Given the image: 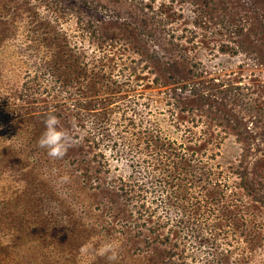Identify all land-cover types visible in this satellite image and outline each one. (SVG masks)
Listing matches in <instances>:
<instances>
[{
	"label": "rangeland",
	"instance_id": "obj_1",
	"mask_svg": "<svg viewBox=\"0 0 264 264\" xmlns=\"http://www.w3.org/2000/svg\"><path fill=\"white\" fill-rule=\"evenodd\" d=\"M256 2L0 0V264L163 262L156 252H152L153 248H147L149 241L144 238L133 239L132 245L138 244L134 255L128 254L132 252H127L125 243L111 240L113 227L117 228L114 231L117 236L123 221H132L137 216L133 214L135 201L131 202L133 210L130 207L114 211L106 207L108 197L103 186L108 183L106 166L110 167L107 163L109 153L107 157L96 153L99 150L106 152L107 147L114 145L113 138L109 136L110 125L99 124L96 116L86 112L77 110L69 114L68 122L74 129L67 144L79 143L84 153H90L88 156L94 161L92 175L60 173L52 166L54 162L42 157L45 150L37 146L41 125L39 119H34L41 107L42 92L37 90L33 93L34 105L32 95H25L23 85L28 74L43 70L51 57L48 53L54 51H66L67 56H73L77 62L67 74L66 89L69 93L77 92L82 98L87 97V93L94 94L99 100L102 92L112 88L115 91L129 90L131 98L138 99V93L131 91H140L145 86L147 96L151 97L146 105L162 125L174 126L171 133L177 129L172 121L179 112L168 104L163 93L158 92L163 81L153 83V79L158 78L157 73H147L141 83L143 74L140 71L146 65L138 60L141 54L157 52L166 66H169L168 61L177 60L186 83L192 81L195 72L191 70L195 69L196 63H217L215 69L220 72L222 68L226 69L243 87L241 94L245 100L238 99L231 104L232 97L228 96L227 103L231 111H238L240 120L246 121L249 131L242 137V143L236 137L227 141L220 160L224 166L237 169L243 153L247 158L249 180L257 187H264V119L261 120L258 114L259 109L264 108V31L260 18L264 13V0ZM95 3L99 4L98 9ZM73 6L74 12L71 11ZM88 31H100L106 43L109 41L107 46L112 45L122 51L128 49L127 54L130 55L129 59L118 58L115 63L107 57L100 59L106 63L100 69L102 80L94 78L90 83L86 77H92V74L87 72L88 63L83 62L89 59H84L79 53L81 46H91L82 37ZM231 31L245 37L243 44L252 47L251 54H233L236 50L230 40ZM224 45L229 46L230 56L223 55ZM133 59L138 62L134 63ZM148 66V71L154 68L152 64ZM250 96H255L257 101H249V105ZM118 101L109 122L118 117L123 130L133 128L135 121L130 116L124 117L129 100L120 98ZM156 105L162 109V115ZM249 107L255 111L247 112ZM78 113L85 119V125L80 122ZM182 117V125L192 124L188 114ZM12 127L19 132H12ZM182 129L184 131L185 127ZM137 133L140 134L139 131L133 132V139ZM32 135L36 137L34 143L41 158L37 151L24 145ZM141 154L142 161H151L146 159L144 147ZM71 168L73 170L74 165ZM64 177H67V182L63 181ZM132 177V174H126L124 181L127 183ZM151 192L152 189L149 190L150 199L153 197ZM261 218L264 225V209ZM235 242V239L225 237L219 245L222 249L236 252L239 240ZM263 259L262 256L253 261L251 255L244 256V264H261ZM219 263L236 264L237 259L228 258Z\"/></svg>",
	"mask_w": 264,
	"mask_h": 264
},
{
	"label": "trees",
	"instance_id": "obj_2",
	"mask_svg": "<svg viewBox=\"0 0 264 264\" xmlns=\"http://www.w3.org/2000/svg\"><path fill=\"white\" fill-rule=\"evenodd\" d=\"M258 2L259 0L256 4ZM95 4L98 9L99 4ZM74 7L71 8L72 12ZM263 14L260 18L264 31ZM82 37L91 45L79 48L80 56L89 59L83 61L88 63L87 72L92 74V77H86L88 83L94 78L102 80L100 69L106 63L100 59L107 57L115 63L118 58H130L128 49L122 51L118 47L107 46L109 41L106 43V38L100 36V31H88ZM230 40L235 44L234 55L246 52L251 54L252 47L243 44L245 37L241 33L231 31ZM228 50L229 46L222 47L224 56L231 55ZM48 54L51 57L47 59L43 70L34 75L28 74L23 85L27 96L31 94L33 97L37 90L42 92L41 107L38 116L34 118L40 121L41 134L44 131L43 121L50 113L59 118L69 137L74 129L68 122L69 114H74L77 110L96 116L99 124L106 127L110 125L109 136L113 138L114 145L107 147L106 152L99 150L96 153L102 157H107L109 153L107 163L110 167L106 166L108 183L103 186L108 197L106 207L115 211L130 207L133 210L135 206L133 214L137 216L132 221L124 220L123 226L118 227L120 229L117 236L114 235L117 228L113 227L111 240L125 243L127 252H132L128 254L134 255L138 244L135 242L132 245L133 239L144 238L149 241L147 248H153L152 252H156L163 261L161 264H220V260L224 262L228 258L237 259L236 264H244V256L251 255L253 261L264 257V225L261 218L264 187H257L249 180L247 158L243 153L237 169L224 166L220 160L227 141L236 137L242 143V137L249 133L246 121L240 120L238 111H231V106L227 103L228 96L232 97L231 104L239 101L238 99H245L241 94L243 87L236 83L226 69L222 68L220 72L215 69L217 63H196L195 69L191 70L195 75L191 82L186 83L182 77L184 74L181 73L183 69L177 60L168 61L169 66H166L157 52L145 51L141 54L138 60L146 64L140 71L143 74L140 76L141 83L144 82L142 77L146 78L147 73H157L158 78L155 77L153 83L161 79L163 81L158 86V92L163 93L168 104L179 112L178 117L172 121L177 129L171 133L174 126L162 125L146 105L145 102L151 97L147 96L145 86L140 91H131L138 93V99L131 98L129 90L115 91L112 88L106 93L102 92L99 100L89 93L82 98L77 92L69 93L66 89L67 74L77 63L74 57L67 56L66 51ZM262 57L261 53L260 58ZM132 61L138 62L137 59ZM258 61L261 62V59ZM151 64L154 68L148 71V65ZM120 98L129 100L124 117L126 119L130 116L135 121V126L131 129L123 130L118 117L109 122L115 111L113 107L117 106ZM141 98L145 100L141 101ZM248 98L249 105V101H257L255 96ZM32 103L36 104L34 97ZM156 108L162 115L160 106L156 105ZM253 111V107L247 110ZM263 113L264 108L259 109L261 120L264 119ZM187 114L192 119V124L182 125V116L187 117ZM78 115L80 122L85 125V119L79 113ZM182 126L185 127L184 131ZM137 131L140 134L137 133L133 139L132 134ZM12 132L19 131L12 127ZM35 138L32 135V139L24 145L37 151L40 156L34 143ZM143 147L147 152L146 159L151 160L149 162L141 160ZM89 154L88 151L84 153L78 143L68 145L63 159L49 158L46 150L42 157L54 162L52 166L60 173H70V176L74 172L92 175L94 161ZM126 174L133 175L127 183L124 181ZM150 189L152 199L149 196ZM132 201H135L133 206ZM225 237L235 239V243L239 240L236 252L222 249V245H219ZM261 264H264V259Z\"/></svg>",
	"mask_w": 264,
	"mask_h": 264
},
{
	"label": "clouds",
	"instance_id": "obj_3",
	"mask_svg": "<svg viewBox=\"0 0 264 264\" xmlns=\"http://www.w3.org/2000/svg\"><path fill=\"white\" fill-rule=\"evenodd\" d=\"M43 123L44 131L37 140V146L46 150L47 156L53 160L63 159L68 150V131L55 114H48ZM62 179L67 182V177Z\"/></svg>",
	"mask_w": 264,
	"mask_h": 264
}]
</instances>
